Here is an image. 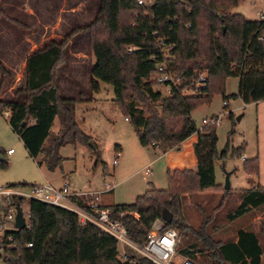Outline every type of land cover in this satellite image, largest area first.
<instances>
[{
	"label": "trees",
	"instance_id": "16d2710c",
	"mask_svg": "<svg viewBox=\"0 0 264 264\" xmlns=\"http://www.w3.org/2000/svg\"><path fill=\"white\" fill-rule=\"evenodd\" d=\"M100 1L91 24L77 28L62 40L50 41L28 57L26 99L1 104L10 110L9 125L31 158L41 159L38 165L49 172L62 166V147L89 145L91 138L76 123L77 101L63 97L58 84L60 69L65 66V49L77 34L86 31L96 58L91 88L100 91V82L114 88V102L132 123L144 148L153 146L166 152L196 135V172L176 170L169 173L166 190L150 183L147 192L133 204L112 206L118 213L138 214V219L126 216L123 223L130 239L144 246L153 222L163 219L165 210L173 216L171 222L164 221L165 229L184 231L188 228L183 219L185 196L219 190L215 163L224 159L226 152L218 151L216 126L203 125L199 130L192 115L200 106L210 105L217 93L227 103L231 99L247 105L264 102V21H249L234 12L241 0H155L151 8L140 6L137 0ZM163 39L174 46L171 69L178 75L187 80L199 71L207 72L209 87L203 90L204 96L163 97L153 81L157 61L152 60L161 55L158 40ZM129 47L137 50L127 53ZM0 75H8L2 63ZM234 77L239 79L238 93L227 97L225 82ZM56 119L60 129L54 134ZM8 167V160L0 161V168ZM246 171L258 173V160L246 161ZM237 192L241 203L229 215L230 220L264 207V187ZM232 194L229 190L227 197ZM14 203L28 204L31 227L6 232L0 252L5 264H155L132 252L130 260L122 262L118 242L92 224L81 225L70 210L20 198ZM205 232L193 230L202 246L191 244L181 253L196 258V254L208 252V264H263L264 228L261 236L240 230L238 242L228 243H217ZM29 244L33 247L28 248Z\"/></svg>",
	"mask_w": 264,
	"mask_h": 264
},
{
	"label": "rangeland",
	"instance_id": "374dc122",
	"mask_svg": "<svg viewBox=\"0 0 264 264\" xmlns=\"http://www.w3.org/2000/svg\"><path fill=\"white\" fill-rule=\"evenodd\" d=\"M98 4V0H0V63L8 73L0 75V103L26 99L24 88L28 57L50 41L62 40L77 28L91 24ZM234 12L249 21H259L257 13H264V0H241ZM90 44L88 32L77 34L65 49V66L60 69V74L63 94L77 101L76 123L91 138L96 150L82 143L64 146L60 150L62 166L55 172H49L46 167H39L41 159L35 161L31 158L9 125L10 116L5 117L0 111V150L6 153L11 148L15 149L14 155L5 156L9 167L6 170L0 168V188L20 184L42 185L48 179L56 187L66 182L71 191L98 193L106 190V184H112L114 189L104 196L105 203L131 205L147 192L150 183H154L157 189L166 190L169 173L185 169L197 171L198 162L194 155L196 135L179 147L168 149L167 157L163 155V148H144L132 123L125 119L115 104L114 88L100 82V91H93L90 79L96 58L91 53ZM225 85L227 97L238 93L240 84L237 77L227 79ZM211 102L200 106L193 113V120L201 129L205 119L220 117L222 122L216 127L218 151H224L228 139L230 149L225 151L224 159L215 163L219 190L194 193L183 200V219L188 228L184 231L174 228L179 232V255L191 244L202 246L193 230L201 232L205 229L213 241L228 243L236 242L240 230L253 231L261 236L264 228V207L234 221L229 219L240 204L237 191L264 187V102L247 105L240 99H231L227 104L219 93ZM54 124L52 131L57 134L59 121L56 119ZM117 146L122 150L115 165ZM244 155L248 162L258 160V173L246 171ZM147 169L151 171L149 175L146 174ZM228 174L230 189L234 193L229 197V190L225 189ZM4 208L0 203V225L5 223ZM21 209L25 214L29 213L28 204ZM5 226V230L0 228V241L6 231L14 230L13 224L6 223ZM261 240L264 248V238ZM122 250L119 245V251ZM207 253H198L196 258L187 256L195 264H208ZM0 264H5L1 257Z\"/></svg>",
	"mask_w": 264,
	"mask_h": 264
},
{
	"label": "built area",
	"instance_id": "2783aa9c",
	"mask_svg": "<svg viewBox=\"0 0 264 264\" xmlns=\"http://www.w3.org/2000/svg\"><path fill=\"white\" fill-rule=\"evenodd\" d=\"M140 6L151 8L155 4V0H137ZM259 19L264 21V13H257ZM157 37L158 34L154 33ZM161 55L153 56L152 60L156 62V73L153 81L157 87L162 89L163 97L174 98L180 96H204L203 90L208 88V74L205 71H199L190 79H184L171 69V63L174 61L172 55L173 45H167L166 40H158ZM135 47H129L127 53H134ZM227 103V102H226ZM228 104V103H227ZM228 108V106H226ZM5 117L10 116V110L4 109L0 103ZM127 120V119H126ZM222 122L220 117L205 119L203 125L218 126ZM202 128V127H201ZM200 130V129H199ZM3 152L0 150V153ZM15 150L11 148L5 154L7 157L13 155ZM120 153L117 152L114 164H118ZM246 161V156H243ZM146 174H150V170H146ZM114 185L106 184L104 192H87L72 193L69 185L66 183L62 188H56L50 183L43 185H14L0 188V198L6 212L5 223L0 228L6 229V223L14 225V231H20L15 228L17 217V205L14 203L15 198L24 200H35L44 204L53 205L62 209H67L75 213L81 225L92 224L100 228L104 233L113 237L120 246L123 247L119 251V257L122 262L130 260V252L136 253L148 261L155 264H195L189 258L180 252L178 254L179 232L174 228L165 229L166 225L163 219L157 218L148 233L147 242L144 246L134 243L129 236L128 229L124 226L123 218L126 216L139 218L136 212H116L112 207L103 204L102 198L106 193L113 191ZM82 201V203H81ZM21 206V205H20ZM22 208V206H21ZM22 210V209H21ZM23 212V211H22ZM24 212L25 229L30 230L31 212ZM27 217V218H26ZM7 232V231H6ZM6 234V233H5ZM5 236V235H4ZM4 238V237H3ZM28 248L33 247L32 244L27 245Z\"/></svg>",
	"mask_w": 264,
	"mask_h": 264
},
{
	"label": "water",
	"instance_id": "95a60500",
	"mask_svg": "<svg viewBox=\"0 0 264 264\" xmlns=\"http://www.w3.org/2000/svg\"><path fill=\"white\" fill-rule=\"evenodd\" d=\"M237 119L241 120V117H238ZM89 146L96 150V146L94 145L93 142H90ZM229 149H230V139H228V141L226 143V146L224 148V151H228ZM0 161L1 162H6L7 160L5 159V157L3 155L0 154ZM229 178H230V174H228L227 178H226V185H225V189L226 190H231L230 189ZM16 210H17L18 213H17V217H16L15 228L18 229V230H25L26 223H25V220H24V212H22L20 204L17 205V209ZM172 219H173V216H172L171 212L169 210H165L164 213H163V220L166 223H169V222L172 221ZM1 246L2 245H1V241H0V252L2 250Z\"/></svg>",
	"mask_w": 264,
	"mask_h": 264
},
{
	"label": "crops",
	"instance_id": "0c3cea01",
	"mask_svg": "<svg viewBox=\"0 0 264 264\" xmlns=\"http://www.w3.org/2000/svg\"><path fill=\"white\" fill-rule=\"evenodd\" d=\"M99 1V4H98V7H97V10H96V13H95V16H96V14L98 13V11H99V9H100V3H101V1L100 0H98ZM95 16L93 17V20H94V18H95ZM66 75H68V74H66ZM65 76V75H64ZM62 81H63V79H62V77H61V74H60V77H59V80H58V84H59V89H61V95L63 96V97H65V98H72V97H69V96H65L64 94H63V89H62V87H63V85H62ZM90 82H91V79H90ZM72 99H74V98H72ZM76 100V99H75ZM197 140H198V138H197ZM153 147V146H152ZM154 149H159L158 147H153ZM15 150V149H14ZM121 147L119 148V149H117V151L120 153V155H121ZM27 151V150H26ZM14 154H15V152H14ZM13 154V155H14ZM164 156H166L167 157V152H164V154H163ZM12 156V155H11ZM35 161H37V160H35ZM40 167V166H39ZM198 167V166H197ZM40 168H42V167H40ZM150 173H151V171H150ZM50 183V184H52L53 186H55L54 184H53V181L52 180H46V183ZM46 183H44V184H46ZM64 184H66V182L64 183ZM63 184V185H64ZM151 184H153L154 185V183H151ZM20 185H26V184H20ZM31 185H33V184H31ZM35 185H37V184H35ZM43 185V184H42ZM11 186H14V185H11ZM56 187V186H55ZM63 186H61V187H56V188H62ZM4 188V187H3ZM69 189H70V187H69ZM70 191H71V189H70ZM72 193H77V194H81V193H87V192H81V193H78V192H74V191H71ZM110 193H112V191L110 192ZM106 194H104L103 195V198H102V201H103V204L105 205V206H107V207H112V206H115V205H109V204H106L105 203V201H104V196H105ZM239 201H240V199H239ZM0 203H2V199L0 198ZM240 203H241V201H240ZM236 242H238L237 241V239H236ZM263 261H264V259H263Z\"/></svg>",
	"mask_w": 264,
	"mask_h": 264
}]
</instances>
